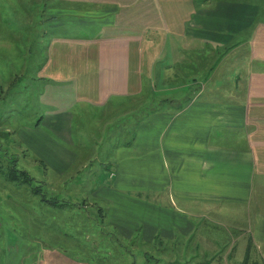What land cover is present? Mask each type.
Instances as JSON below:
<instances>
[{
  "label": "crops",
  "instance_id": "0c3cea01",
  "mask_svg": "<svg viewBox=\"0 0 264 264\" xmlns=\"http://www.w3.org/2000/svg\"><path fill=\"white\" fill-rule=\"evenodd\" d=\"M257 1L24 0L42 7L37 17L30 7L24 20L0 16V75L8 84L31 57L38 81L57 93L64 81L75 82L107 129L120 116L114 135L129 140L114 144V184L98 196L110 233L178 241L162 221L168 208L161 199L174 217L255 204L247 231L264 264V21ZM51 115L57 137L70 140L62 114ZM34 134L54 153V176L64 178L58 182L71 180L77 153ZM148 192L155 200L139 196ZM178 228L190 236L186 224Z\"/></svg>",
  "mask_w": 264,
  "mask_h": 264
},
{
  "label": "rangeland",
  "instance_id": "374dc122",
  "mask_svg": "<svg viewBox=\"0 0 264 264\" xmlns=\"http://www.w3.org/2000/svg\"><path fill=\"white\" fill-rule=\"evenodd\" d=\"M257 2L263 9L258 20L264 21V0ZM29 7L36 17L42 11L37 4L24 6V0H0V16L12 22L24 20ZM61 33L67 35L68 27H62ZM36 69L30 57L26 71L12 84L0 75V165L5 171L0 172V264H246L252 243L247 230L255 204L251 209L225 206L215 213L216 207H207L210 211L200 216L174 217L170 205L161 199L158 202L168 208L161 212L162 221L172 227L178 241L165 240L162 234L158 244H151L142 231L127 241L119 234L111 235L101 221L99 208L104 204L98 196L114 184V144L126 142L129 135L117 136L119 131L114 135L121 124L118 115L108 129L101 124L100 108L79 99L75 82L64 81L57 93L47 81L37 80ZM54 112L62 114L70 140L57 137ZM34 133L47 137L46 144L54 140L62 149L77 153L71 180L58 182L64 178L54 176L58 173L55 155L38 146L40 137ZM12 167L27 171L34 181L30 185L8 181L5 174ZM139 196L155 200L149 192ZM126 204L133 208L132 203ZM183 224L191 228L188 237L178 235ZM251 245L247 264H262L259 251Z\"/></svg>",
  "mask_w": 264,
  "mask_h": 264
},
{
  "label": "trees",
  "instance_id": "16d2710c",
  "mask_svg": "<svg viewBox=\"0 0 264 264\" xmlns=\"http://www.w3.org/2000/svg\"><path fill=\"white\" fill-rule=\"evenodd\" d=\"M261 11H263V9H261ZM0 172H5V171H3V169L1 170V165H0ZM5 175H6V178H7L8 181L14 182V183H17V184H20V185L21 184L30 185L34 181V178L27 171L18 170L15 167L9 168ZM53 202H55V201H53ZM99 210H100V215H101V217H100L101 221H102L103 225L106 226V216H105L104 209L103 208H99ZM111 235H113L112 232H111ZM251 244L252 243L250 242L248 244V247H247V252H246V256H245L246 264L249 262L250 254H251L252 249H253ZM108 246H112V244L108 243ZM199 264H202V263L200 262ZM205 264H210V263H205Z\"/></svg>",
  "mask_w": 264,
  "mask_h": 264
}]
</instances>
